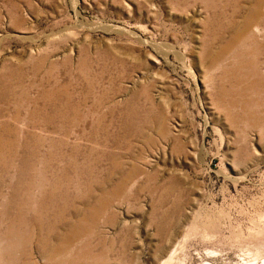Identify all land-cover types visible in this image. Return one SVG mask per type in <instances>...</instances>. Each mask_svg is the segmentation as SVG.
Returning a JSON list of instances; mask_svg holds the SVG:
<instances>
[{"label": "rangeland", "instance_id": "1", "mask_svg": "<svg viewBox=\"0 0 264 264\" xmlns=\"http://www.w3.org/2000/svg\"><path fill=\"white\" fill-rule=\"evenodd\" d=\"M0 264H264V0H0Z\"/></svg>", "mask_w": 264, "mask_h": 264}, {"label": "bare ground", "instance_id": "2", "mask_svg": "<svg viewBox=\"0 0 264 264\" xmlns=\"http://www.w3.org/2000/svg\"><path fill=\"white\" fill-rule=\"evenodd\" d=\"M257 262V261H256Z\"/></svg>", "mask_w": 264, "mask_h": 264}]
</instances>
